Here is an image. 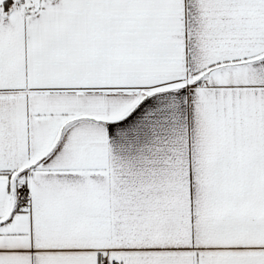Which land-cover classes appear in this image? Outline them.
<instances>
[{
	"label": "snow or ice",
	"instance_id": "1",
	"mask_svg": "<svg viewBox=\"0 0 264 264\" xmlns=\"http://www.w3.org/2000/svg\"><path fill=\"white\" fill-rule=\"evenodd\" d=\"M0 264H264V0H0Z\"/></svg>",
	"mask_w": 264,
	"mask_h": 264
}]
</instances>
